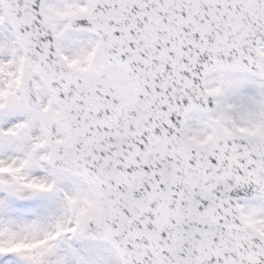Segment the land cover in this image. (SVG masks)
I'll return each mask as SVG.
<instances>
[{"label": "snow or ice", "instance_id": "6c2138e0", "mask_svg": "<svg viewBox=\"0 0 264 264\" xmlns=\"http://www.w3.org/2000/svg\"><path fill=\"white\" fill-rule=\"evenodd\" d=\"M0 264H264V0H0Z\"/></svg>", "mask_w": 264, "mask_h": 264}]
</instances>
